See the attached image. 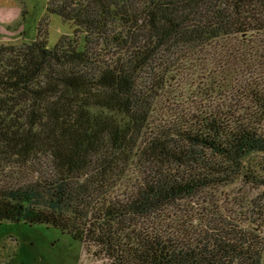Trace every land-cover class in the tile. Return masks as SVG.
<instances>
[{"label":"trees","instance_id":"trees-1","mask_svg":"<svg viewBox=\"0 0 264 264\" xmlns=\"http://www.w3.org/2000/svg\"><path fill=\"white\" fill-rule=\"evenodd\" d=\"M48 11L84 43L0 46V115L26 113L0 120V173L23 174L0 181V222L54 226L107 264H264V193L254 228L184 241L136 222L239 177L252 157L262 175L246 178L264 187V0H53ZM229 63L239 75L217 73ZM183 66L206 72L189 106L162 97L164 73ZM134 160L138 189L121 199L112 181Z\"/></svg>","mask_w":264,"mask_h":264},{"label":"rangeland","instance_id":"rangeland-1","mask_svg":"<svg viewBox=\"0 0 264 264\" xmlns=\"http://www.w3.org/2000/svg\"><path fill=\"white\" fill-rule=\"evenodd\" d=\"M53 0H0V46L26 48L33 44L39 34L48 36V46L54 47L60 40L67 39L69 44L75 41L83 46L84 35L77 31L75 25L64 21L59 15L48 11ZM225 42L222 41V44ZM226 48H242L237 41L229 42ZM9 52L7 53L8 56ZM229 61L233 56L223 55ZM217 69L219 75L237 76L238 67ZM194 68V69H193ZM197 69V71H196ZM215 71V69H214ZM197 67H179L168 74L167 86L163 92L164 100L172 96L173 101L185 99V106L193 102L203 101L206 85L203 83L206 72ZM199 82L201 84H199ZM185 96H182L184 95ZM177 99V100H176ZM7 118L3 114L0 120L9 123L11 118H20L24 122L25 111L18 109ZM41 156L44 160L46 156ZM245 170L239 177L200 190L198 193L175 200L167 207L150 212L147 216L137 218L136 222L143 227H149L160 234L182 239H201L206 237V231L213 226L225 228L256 227V215L253 214L256 203H259L264 187L248 182L247 170H257L258 158L252 157L244 162ZM6 167L0 173V181L22 177L17 168ZM137 160L125 166L124 172L112 181L110 189L116 196L126 199L138 189V181L142 176ZM137 188V189H136ZM95 249L87 248L83 243L75 241L71 236L58 228L42 223L30 224L24 221L0 222V264H107L101 256L95 254Z\"/></svg>","mask_w":264,"mask_h":264}]
</instances>
